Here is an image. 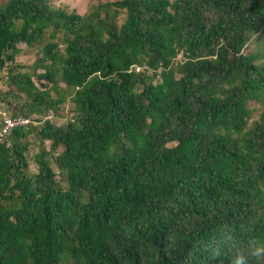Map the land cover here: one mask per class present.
Segmentation results:
<instances>
[{
  "label": "trees",
  "instance_id": "16d2710c",
  "mask_svg": "<svg viewBox=\"0 0 264 264\" xmlns=\"http://www.w3.org/2000/svg\"><path fill=\"white\" fill-rule=\"evenodd\" d=\"M50 1L0 6L2 112L28 121L0 140V264H228L226 236L264 242V55L244 53L264 0Z\"/></svg>",
  "mask_w": 264,
  "mask_h": 264
},
{
  "label": "rangeland",
  "instance_id": "374dc122",
  "mask_svg": "<svg viewBox=\"0 0 264 264\" xmlns=\"http://www.w3.org/2000/svg\"><path fill=\"white\" fill-rule=\"evenodd\" d=\"M8 0H0V6H2ZM116 0H51L50 5L55 9H62L67 12H75L79 15L89 14L93 7L98 4L106 3V2H113ZM125 16L122 14L118 18V24L120 25ZM21 49V53L18 55L16 59V63L22 64L25 67L31 66L34 64V61L40 55V46L34 48H27L24 44H20L18 46ZM62 50V47H60ZM260 52V54L264 55V33L254 36L252 41L246 45L244 48V53L246 52ZM180 58V57H179ZM178 58V59H179ZM0 90L6 91L7 87L5 85V72L0 73ZM63 88V85L60 84ZM65 88V87H64ZM14 104V102H13ZM12 104V105H13ZM72 104L68 101V97H66V102L60 108V116L59 117H50L52 123L56 126H60L66 123L72 117ZM250 109L252 110L249 123L258 119L260 112L262 111V107L259 104L250 103ZM0 110L4 111L6 108L4 107L3 103L0 101ZM13 110V109H12ZM10 110V111H12ZM9 111V110H8ZM45 149L48 150L49 142L44 143ZM38 148L34 145L31 146L30 150V157H33L36 153H38ZM31 171H35L36 167L33 164V161L30 160V167ZM66 264V262L64 263Z\"/></svg>",
  "mask_w": 264,
  "mask_h": 264
},
{
  "label": "clouds",
  "instance_id": "9594fccd",
  "mask_svg": "<svg viewBox=\"0 0 264 264\" xmlns=\"http://www.w3.org/2000/svg\"><path fill=\"white\" fill-rule=\"evenodd\" d=\"M229 244L228 264H264V242L250 238L246 243L233 242L231 236H226ZM223 264V261H221Z\"/></svg>",
  "mask_w": 264,
  "mask_h": 264
},
{
  "label": "built area",
  "instance_id": "2783aa9c",
  "mask_svg": "<svg viewBox=\"0 0 264 264\" xmlns=\"http://www.w3.org/2000/svg\"><path fill=\"white\" fill-rule=\"evenodd\" d=\"M28 121L23 117H9L0 111V140L11 129L20 126H26Z\"/></svg>",
  "mask_w": 264,
  "mask_h": 264
}]
</instances>
